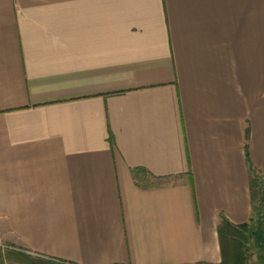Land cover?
I'll list each match as a JSON object with an SVG mask.
<instances>
[{
    "label": "crops",
    "instance_id": "1",
    "mask_svg": "<svg viewBox=\"0 0 264 264\" xmlns=\"http://www.w3.org/2000/svg\"><path fill=\"white\" fill-rule=\"evenodd\" d=\"M251 169L264 0H0L1 251L220 264Z\"/></svg>",
    "mask_w": 264,
    "mask_h": 264
},
{
    "label": "trees",
    "instance_id": "2",
    "mask_svg": "<svg viewBox=\"0 0 264 264\" xmlns=\"http://www.w3.org/2000/svg\"><path fill=\"white\" fill-rule=\"evenodd\" d=\"M109 143L113 144L111 137ZM250 190L253 204L249 223L233 226L225 219H221L217 227L222 258L220 264H247L251 249L255 251L257 264H264V187L261 178L253 169ZM4 260L25 264H52L24 253L0 250V263Z\"/></svg>",
    "mask_w": 264,
    "mask_h": 264
},
{
    "label": "rangeland",
    "instance_id": "3",
    "mask_svg": "<svg viewBox=\"0 0 264 264\" xmlns=\"http://www.w3.org/2000/svg\"><path fill=\"white\" fill-rule=\"evenodd\" d=\"M0 248H1V246H0ZM247 264H257V262H256V254H255L254 249H251L249 251V258H248Z\"/></svg>",
    "mask_w": 264,
    "mask_h": 264
}]
</instances>
